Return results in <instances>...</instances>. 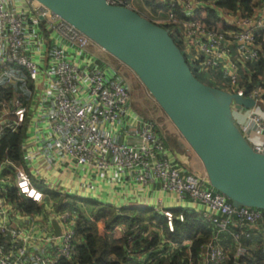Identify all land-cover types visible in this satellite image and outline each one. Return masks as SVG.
Instances as JSON below:
<instances>
[{
    "label": "built area",
    "instance_id": "built-area-1",
    "mask_svg": "<svg viewBox=\"0 0 264 264\" xmlns=\"http://www.w3.org/2000/svg\"><path fill=\"white\" fill-rule=\"evenodd\" d=\"M105 1L109 6L134 10L132 0ZM154 1L156 4L151 7L160 6L159 10L165 11L166 16L156 13L158 17L151 21L160 27H172V33L182 44V55L203 76L205 83L223 91L231 87L232 91L226 92L254 101L253 108L233 109V113L242 112L240 115L244 117L238 124L243 136L264 135V117L256 108L260 104L264 109V77L252 67L264 54V42L259 41L264 33V0H252L249 12L221 7L215 0ZM20 3L21 0H0V67L22 68L37 89L41 86L40 104L50 106L41 108V113L39 109L38 116L46 122L47 137L53 141L56 155L76 170L94 171L98 176L108 177L119 172L139 192L145 188L156 190L162 198L155 211L165 217L170 232L174 231L175 220L183 222L184 215L175 216L164 208L163 198L178 202L188 198L202 206V221L215 230L203 247L205 262L220 264L228 259L217 239L233 222L254 233L264 230V211L234 208L210 186L205 173H194L178 165L154 124L130 107V90L124 76L91 51L92 47L100 48L42 8L40 16L45 19L47 31L57 37L54 36L57 42L44 66L45 41L32 38L27 30L29 22H33L32 30L38 34V20L27 5L21 7ZM7 74L5 71L1 77ZM220 75L226 80H221ZM245 78L248 84H244ZM1 106L5 108V103ZM12 107L15 120L0 124V136L5 130L16 132L25 121L28 110L20 100H14ZM251 145L255 153L264 155V143ZM10 192L20 200L38 205L44 199V194L32 185L30 176L20 166L7 159L0 162V264H27L29 255L33 264L71 260L76 241L73 228L66 227L59 237H41L48 246V254L29 251L23 245L26 237L11 226L19 208L18 201L9 198ZM60 217L64 224L69 222L67 213ZM255 235L264 241V234ZM250 236L245 231L232 233L236 244L235 264L238 259L249 256L242 239Z\"/></svg>",
    "mask_w": 264,
    "mask_h": 264
},
{
    "label": "water",
    "instance_id": "water-1",
    "mask_svg": "<svg viewBox=\"0 0 264 264\" xmlns=\"http://www.w3.org/2000/svg\"><path fill=\"white\" fill-rule=\"evenodd\" d=\"M31 1L136 75L199 159L214 190L236 209L264 211V155L253 151L233 114L253 108V100L197 80L168 31L134 10L105 0Z\"/></svg>",
    "mask_w": 264,
    "mask_h": 264
},
{
    "label": "trees",
    "instance_id": "trees-1",
    "mask_svg": "<svg viewBox=\"0 0 264 264\" xmlns=\"http://www.w3.org/2000/svg\"><path fill=\"white\" fill-rule=\"evenodd\" d=\"M215 1H217L221 7L233 11L243 10L244 12H249L252 0ZM148 4L155 5L156 2L150 0ZM175 12L179 14V11ZM141 16L147 18L144 15ZM147 19L151 21V18ZM162 28L168 31L174 43L180 51H182V44L172 33V27L162 26ZM259 41L264 42V33H262ZM189 67L197 80L202 83L205 82L202 75L194 70L192 66L189 65ZM252 67L257 70L260 77H264V54L261 60L252 65ZM7 70L10 74L18 75L20 78H23L26 84L29 83L30 80L28 79L27 73L22 68L10 66ZM5 81L6 79L3 80V82ZM255 82L256 77L252 80L253 84ZM7 83L9 84V88H0V104L2 102L12 103V99L15 96L19 98L22 105L25 104L26 100H28V93L24 92L25 89L23 90L22 88L25 87L23 82L17 81L13 83L7 80ZM204 84L212 87L215 86L207 82ZM244 84H248L246 78ZM28 87H30V84H28ZM129 90L131 97L130 87ZM130 107L137 113L134 110L132 98ZM139 115L149 120L144 115ZM149 121L153 123L152 120ZM155 131L165 147H167L174 156L179 152L183 154L186 153V150L178 139H169L170 135H164L158 128L156 130V127ZM25 135V128L17 132L5 130L2 133L0 136V162L7 159L18 166L23 163L22 146ZM37 189L42 190L44 196L52 198L58 197L56 194L42 189L40 186L37 187ZM9 198L18 201L19 210L25 214L38 211L40 208L38 204L30 200H20L14 192L9 193ZM83 204L93 207V211L90 215L91 217H86L83 211L76 206V201L73 199H66L64 202H60L57 205L58 210H70L77 214L78 221L73 229L76 234V239L77 237H81L82 239L80 243H77V240L75 241L74 256L72 259L69 261L60 260L58 264H140L138 259L142 260L143 264H213L211 262H205L206 258L203 247L215 234V230L213 227L204 223L199 215L194 212H189L181 208L170 209L175 216L178 214L184 215L183 222L175 220L174 231L170 232L165 217L151 208L128 206L116 209L92 201H85ZM102 219L104 220L105 231L110 233L108 242H103L98 230L95 228V223ZM120 226H123V235L122 237H115L113 232ZM146 231H149V233L144 236ZM241 231L251 234L250 238L242 239L244 246L248 249L249 256L238 259L237 264H264V241L260 236H256L248 227H241L235 222L229 226L227 232L219 234L218 236V243L225 250L228 258L220 264H235L234 254L236 244L233 240L232 233ZM260 233L264 234L263 232ZM160 235L165 238L167 241L165 242L166 244L170 245L171 243L176 245L172 253L164 255L167 247L165 243L160 245Z\"/></svg>",
    "mask_w": 264,
    "mask_h": 264
},
{
    "label": "crops",
    "instance_id": "crops-1",
    "mask_svg": "<svg viewBox=\"0 0 264 264\" xmlns=\"http://www.w3.org/2000/svg\"><path fill=\"white\" fill-rule=\"evenodd\" d=\"M26 1L27 3L21 0L19 6L22 7L24 4L27 5L29 7L28 9L30 10L31 15L38 20V34L32 30L35 25V23L33 22H29V24L27 25V30L30 31L32 38L40 37L45 41L46 51L44 53L43 65L47 66V63L50 59L51 48L54 47L57 42V39H55L56 35L54 33H51L50 31H47L45 27V19L40 16L42 7L40 6L38 8H35L32 4L33 1ZM132 1L135 11H148V1L150 0ZM138 4H140V6H138ZM150 6H152V4H150ZM157 7V9L151 7L153 10V14H155L153 18L158 17L156 13L160 17H165L166 12L160 11V6ZM91 51L95 52L98 55L99 60L102 61L101 54L103 50L92 47ZM5 71L8 74L1 77L2 73H5ZM5 79L6 81L3 82V80ZM8 79H12L11 82L13 83H16L17 81L23 82L25 87L22 88L23 90L25 89L24 92L28 93V100H26L25 104H23V106H25L28 110L25 121L17 129V131H19L22 128H25L26 131L22 146L23 163L20 165V167L30 176L32 185L36 189L40 186L42 189H46L47 191L58 196L57 198L44 196L43 201L39 204L40 208L38 211L25 214L17 209V211L15 212V216L12 219L11 226L13 229L21 231L26 237V240L22 243L25 246L27 245V249L29 251H38L48 254V246L44 241L42 242L40 240L41 237H57L55 228L59 230L60 234L65 230L66 227L74 228L78 221L77 214L71 212L70 210L57 209V205L60 202H64L66 199L75 200L76 206L82 211L86 210L90 215L93 211V207H89L87 206V204L84 205L83 202L85 201H92L94 203L110 206L116 209L128 206H136L151 208L155 210L158 200L162 198L156 190H149L145 188L142 189L141 192H139L135 189V187L131 186L130 183H128L127 181L125 182V177L119 172L114 174L113 177H108L106 175L98 176L94 171H85L84 169H81L80 171L76 170L71 166V164H67L61 156L56 155L53 152L54 143L47 137L48 127L46 126V122L39 119L38 116L39 109L41 113V108L48 109L50 106L49 104H40L39 94H41V86L38 85L37 89L31 81L26 84L23 78H20L18 75L10 74L8 70H4L0 67L1 89L9 88V84L7 83ZM28 84H30V87H28ZM16 99L19 100V98L15 96L12 99V103L2 102L5 103V108H3L2 106V108L0 107V124H2L3 122L5 124L14 122L15 117L11 113V110L13 108V101ZM261 111L262 112L260 115L264 117V109L262 108ZM234 118L237 123L238 121L243 122L244 120V117L239 114H237V116ZM175 134L176 135L174 136H177V139L179 140L180 135L177 131H175ZM193 154L194 153H192V155L189 154L187 150L186 153H184L187 158V169L192 172L195 171L194 173L204 174V169L201 162L196 157V155ZM173 157L178 163L176 156L173 155ZM39 191L43 193L42 190ZM163 200V207L166 209L181 208L189 212H194L201 218L200 213L203 207L197 205L188 198L185 201L181 202H178L170 197L163 198ZM63 213H67L70 216L69 222L67 224H64L61 220L60 215ZM101 225H104L103 219L95 223V228L98 230L101 237H105L103 242H108L110 233L106 232L103 228L101 229ZM259 232L264 233V230H258V232L257 230H255V233ZM147 233H149V231H146L144 236ZM113 234L115 235V237H122L123 226L117 227ZM76 240L77 243H80L82 241L81 237H77ZM223 240L227 241L226 239ZM165 242L167 241L164 237L161 236L160 245L164 244ZM166 247L167 248L164 255H168L174 251L171 243L170 245L166 244ZM138 262L140 264H143L142 260L138 259ZM27 264H33L30 255L29 258H27Z\"/></svg>",
    "mask_w": 264,
    "mask_h": 264
},
{
    "label": "rangeland",
    "instance_id": "rangeland-1",
    "mask_svg": "<svg viewBox=\"0 0 264 264\" xmlns=\"http://www.w3.org/2000/svg\"><path fill=\"white\" fill-rule=\"evenodd\" d=\"M32 4L35 8L40 7L35 1H33ZM138 6H140V4H138ZM148 6H149L147 8L148 11H144V10L139 11L137 9L136 10L141 15L143 14V15L147 16L148 18H153V15H152L153 10H152L150 5H148ZM101 59H102V62L106 63L109 67H111L112 69H114L115 71L119 72L121 75L124 76L125 80L127 81L128 85L131 89V98H132L134 110L137 113L144 115L149 120H152L155 127H156V130L158 128L164 135H167V134L170 135L169 139H171V140L177 139V136H174V135H176L175 131H177V130L171 124V122L166 117L164 112L160 109V107L157 105V103L149 95V93L147 92L145 87L142 85V83L139 81V79L136 77V75L129 68H127L125 65H123L122 63H120L116 59H114L111 55H109L105 51L102 52ZM219 77L221 80H226V77H224V76L220 75ZM203 83H205V82H203ZM225 91H232V88L227 87L225 89ZM256 108H257V112L259 114H261L262 108H261L260 104H257ZM233 114H234V117H236L237 114H239V113H233ZM240 114H242V112ZM238 123H239V121H238ZM179 140H180L179 142L181 144L185 143V144H183L184 149H186L187 152L192 155L193 152L188 147L186 142H183L184 140L181 138V136H180ZM246 140L251 144H263L264 143V135H259V134L253 133V134H250V136L249 135L246 136ZM169 143L171 144L170 140H169ZM193 155H195V154H193ZM176 159L178 161V164L182 168H186V169L188 168L187 167V158L183 153L179 152L176 155ZM83 213L86 217H88V218L90 217V214L87 213L86 210H83ZM103 226L104 225H101V229L102 228L104 229ZM102 235H103V233H102ZM101 238L103 240L105 239V237H103V236Z\"/></svg>",
    "mask_w": 264,
    "mask_h": 264
}]
</instances>
